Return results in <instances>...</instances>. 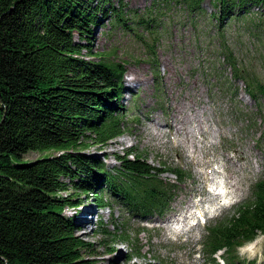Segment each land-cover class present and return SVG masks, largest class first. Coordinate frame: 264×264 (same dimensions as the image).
I'll return each mask as SVG.
<instances>
[{"label": "trees", "instance_id": "trees-1", "mask_svg": "<svg viewBox=\"0 0 264 264\" xmlns=\"http://www.w3.org/2000/svg\"><path fill=\"white\" fill-rule=\"evenodd\" d=\"M205 1L216 9L206 21L214 20L219 36L231 21L251 35L264 34V0H149L142 13L128 10L125 0H0V264H94L83 256H92V245L75 235L74 218L62 211L82 204L73 198L76 191L104 207L93 193L102 182L133 217H162L168 211L170 184L160 176L171 174L181 182L186 172L156 169L131 149L114 156L118 166L112 172L81 154L90 145L102 149L125 131L124 64L93 53L90 37L103 19L131 35L156 93L155 42L164 33L162 16L177 7L202 14ZM82 51L89 60L81 58ZM220 54L231 79L240 80L245 94L259 103L264 85L227 47L221 45ZM48 151L60 154L21 159ZM205 233L201 247L207 263L217 264L215 254L223 250L220 261L235 264L237 248L264 237V180L255 181L249 196Z\"/></svg>", "mask_w": 264, "mask_h": 264}, {"label": "rangeland", "instance_id": "rangeland-1", "mask_svg": "<svg viewBox=\"0 0 264 264\" xmlns=\"http://www.w3.org/2000/svg\"><path fill=\"white\" fill-rule=\"evenodd\" d=\"M125 3L128 10L142 13L149 0ZM201 8L202 14L191 15L170 8L162 16L164 33L157 45L155 42L156 93L150 67L132 36L109 28L106 19L93 29L91 51L101 53L110 63L124 64L120 103L125 111V131L102 149L90 145L81 154L100 161L112 172L118 166L114 156L131 149L156 169L177 167L188 174L181 182L171 174L160 176L170 184L171 195L162 217L131 216L119 197H110L103 182L96 186H101L100 192L96 187L93 190L102 199V208L96 207L91 194L74 192L73 198L82 204L63 209L62 214L74 218L75 235L92 245V256H83L94 264H206L201 247L205 228L228 216L249 196L251 185L264 180V98L255 104L245 94V85L231 79L220 54L221 45L227 47L264 85V34L251 35L231 21L219 36L214 20L206 21L216 9L208 1ZM255 10L250 8L257 13ZM81 58L90 59L85 51ZM175 108L177 114L172 112ZM169 121L174 129L167 127ZM59 154L29 152L21 159L33 161ZM221 191L230 192L234 202L220 203L227 193L211 201L212 193ZM198 198L206 202L202 208L212 206L214 210L209 220L191 226L187 214L194 205L197 209ZM182 217L186 218L183 222ZM101 229L105 235L100 234ZM177 230L183 235L181 240L172 232ZM222 252L215 254L218 264H223L219 258ZM234 254L235 264H263L264 237L257 236Z\"/></svg>", "mask_w": 264, "mask_h": 264}, {"label": "bare ground", "instance_id": "bare-ground-1", "mask_svg": "<svg viewBox=\"0 0 264 264\" xmlns=\"http://www.w3.org/2000/svg\"><path fill=\"white\" fill-rule=\"evenodd\" d=\"M172 112H174V113H176L177 114V109L175 108V109H172ZM174 117V116H173ZM178 117V116H177ZM152 118V117H151ZM174 121V120H173ZM170 123H172V121H169L168 123H166V125H167V127L168 128H170V129H174V126L173 125H171L170 126ZM155 125V124H154ZM148 130V129H147ZM175 131V130H174ZM150 132V131H149ZM163 132V131H162ZM176 132H177V130H176ZM152 134V133H151ZM156 134V133H155ZM164 135V134H163ZM155 137V136H154ZM208 195L210 196V194L208 193ZM211 196H213V198L211 199V201H217L218 200V198H219V196L216 194V195H211ZM221 197V196H220ZM211 198V197H210ZM206 204V202L205 201H203V200H199L198 199V205L199 206H203V205H205ZM217 205H218V203H217ZM183 219H182V222L186 219L185 217H182ZM82 225V224H81Z\"/></svg>", "mask_w": 264, "mask_h": 264}]
</instances>
